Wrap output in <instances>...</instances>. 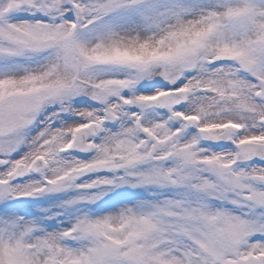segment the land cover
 I'll use <instances>...</instances> for the list:
<instances>
[{
	"label": "snow or ice",
	"instance_id": "snow-or-ice-1",
	"mask_svg": "<svg viewBox=\"0 0 264 264\" xmlns=\"http://www.w3.org/2000/svg\"><path fill=\"white\" fill-rule=\"evenodd\" d=\"M0 264H264V0H0Z\"/></svg>",
	"mask_w": 264,
	"mask_h": 264
}]
</instances>
